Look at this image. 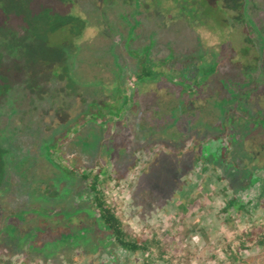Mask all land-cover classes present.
<instances>
[{
	"label": "rangeland",
	"instance_id": "1",
	"mask_svg": "<svg viewBox=\"0 0 264 264\" xmlns=\"http://www.w3.org/2000/svg\"><path fill=\"white\" fill-rule=\"evenodd\" d=\"M256 1L264 16V0ZM93 2L0 0V264H264V247L257 244L242 253L244 262L228 258L239 237L264 226L259 127L242 123L239 133L229 130L210 142L205 112L186 116L192 123H173L184 99L171 86L162 108L159 82L149 91L148 78L137 71L154 78L164 67L156 56L188 51L193 32L179 25L173 31L158 28L169 23L161 14L152 23L142 21L141 31H134L135 47L148 44L143 37L155 46L144 60L148 64L138 69L122 51L125 35L113 31V47L102 36V16ZM221 22H215L208 40L230 37L222 35ZM250 31H233L234 48L228 51L245 52ZM224 59L219 65L229 64L234 76L238 68ZM253 62L243 61L258 78ZM209 68L203 64V72ZM249 98L258 105L248 107L245 117L264 116V90ZM169 134L177 135L185 151L201 146L204 152L183 188L158 209L148 200L136 202L134 195L155 158L161 165L152 185L161 196L179 185L168 176ZM253 149L257 158L250 163L245 154ZM85 170L101 174L106 200L126 233L154 241L149 253L129 255L108 237L80 179ZM230 200L235 205L227 207Z\"/></svg>",
	"mask_w": 264,
	"mask_h": 264
},
{
	"label": "flooded vegetation",
	"instance_id": "2",
	"mask_svg": "<svg viewBox=\"0 0 264 264\" xmlns=\"http://www.w3.org/2000/svg\"><path fill=\"white\" fill-rule=\"evenodd\" d=\"M91 1H95L93 5L102 16L99 19V23L102 25V36L105 39H110L113 47L117 44V38L112 37V32L117 31L119 35H125V39L121 43L122 51L126 52L131 62L136 64L138 69L144 64H148L144 60L152 55L150 50L155 46L150 38L143 37L142 40L148 44L135 47V43L139 41V36L134 31H141L140 24L142 21L152 23L155 17L161 14L166 16L165 20L169 23H159L157 24L158 28L161 25V28H170L173 31L179 25L183 30L193 32L194 45L188 51L173 56L174 61H171L172 58L169 55L156 56L158 65H164L156 74L159 82L160 106L165 107L166 90L170 89L171 86L178 91L180 98L184 99L185 106L182 107L180 104L172 115L173 123H180L181 121L192 123L190 122L191 118L188 121L186 116L193 118L192 113L203 111L206 113L205 123H210L208 127L211 132L210 142L221 139L229 130L239 133L242 123H251L254 129L259 127L257 135L264 138V116L254 112L252 115L248 113L247 118L245 117L248 112L247 108L253 106L251 105L252 100L249 98L250 95L254 94L257 89L258 92L264 90V16L263 14L260 15V3H257L256 0H214L212 2H208V0ZM210 10L216 15L212 14ZM108 16L112 20L108 19ZM218 21H222L220 31L224 36L232 35L233 31L235 33L239 31L241 34L244 28L248 31L253 30L250 31L252 37L249 38L248 36L247 41H244L243 46L247 48L245 52L239 48L238 50L241 52L228 51L230 48H234V45L231 44L233 41L231 35L230 39L208 40L215 22L218 23ZM204 34L206 37L202 36ZM224 58L227 61L229 59L233 68H238L239 71L236 73L239 74V78H237L236 73L234 76L229 74V64L219 65ZM245 59L254 61L258 78L246 70L248 64L243 63L246 61ZM204 63L210 66L205 72H203ZM242 68H245V71ZM203 73H206V76L205 80L201 81L200 77ZM177 81H181V83L177 84ZM182 82H184V86H182ZM242 93H246L247 97ZM257 105L254 102L253 107ZM161 113L162 111H160ZM177 113L185 115V117H177ZM160 120L165 123V116L163 115ZM261 151L264 152V145L261 146Z\"/></svg>",
	"mask_w": 264,
	"mask_h": 264
},
{
	"label": "trees",
	"instance_id": "3",
	"mask_svg": "<svg viewBox=\"0 0 264 264\" xmlns=\"http://www.w3.org/2000/svg\"><path fill=\"white\" fill-rule=\"evenodd\" d=\"M139 72L141 79L148 78L147 86L148 90L150 91L151 87L155 86L158 82L156 76L153 75L154 78L151 79V77L149 78L151 74H144L145 71ZM169 137V139H171V142L170 144L167 143V146H171L173 148V152L165 154L167 156V165H170V173H168V176L171 182H177L179 183V185L177 186V188L175 187V189L169 190L168 194L164 195L163 197L161 196V191L152 185V177L154 175V171L157 170L161 165L160 162H158V159L155 158L154 163L152 165L150 164L149 168L141 178L139 187L135 191L134 196L136 202L140 200L142 204H145L146 200H148L147 203L151 207L158 209L165 207L169 203V201L174 198L176 192L183 188V180L193 169V167L195 168L197 163H199V161L201 160L200 158L202 157V153L204 152L203 147L196 146V148L192 152L185 151L183 145L178 143V141L176 142L177 135L169 134ZM250 143L253 144L251 141ZM176 150L177 153H175ZM245 155V158L250 163H254L256 161L257 157L255 155L254 149L250 151L247 150V153ZM217 156H220V154H218ZM124 176L125 174L121 173L118 178L121 179ZM80 179L83 182V186L88 190V196H90L92 199L94 210L99 215V220L100 222H102V225L106 233L108 234V237L129 255L149 253L154 241H143L139 238L133 239L126 233L123 227L122 220L117 215L115 209L111 205H109L106 200L102 187L103 182L101 174L92 175L90 172L88 173L85 170L83 171V174H81ZM167 189H170V187H168ZM235 202V200H230L227 204V207L235 205ZM241 208H246V206H241ZM237 244L238 246L235 247L234 251H232V245L230 246V253L228 254V258L234 263H241L244 261H242L240 256L243 252L249 250V244H257L258 246L264 247V226L260 225L253 227L251 232L245 233L243 236L238 238ZM142 264L153 263L146 260Z\"/></svg>",
	"mask_w": 264,
	"mask_h": 264
}]
</instances>
